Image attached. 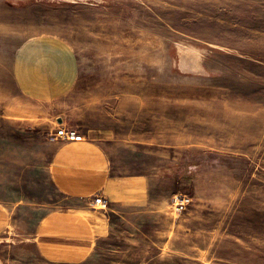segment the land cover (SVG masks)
Returning <instances> with one entry per match:
<instances>
[{"label":"rangeland","instance_id":"rangeland-1","mask_svg":"<svg viewBox=\"0 0 264 264\" xmlns=\"http://www.w3.org/2000/svg\"><path fill=\"white\" fill-rule=\"evenodd\" d=\"M61 127L160 200L79 264H264V0H0V264H52Z\"/></svg>","mask_w":264,"mask_h":264},{"label":"crops","instance_id":"crops-1","mask_svg":"<svg viewBox=\"0 0 264 264\" xmlns=\"http://www.w3.org/2000/svg\"><path fill=\"white\" fill-rule=\"evenodd\" d=\"M83 136L73 142L55 139L49 161L50 180L67 204L39 220L34 243L39 255L52 264L85 261L98 239L109 234V215L124 211L134 215L136 209L160 205L146 176L112 175L104 144ZM96 197L107 203L105 209L94 204ZM5 217L0 208V232L7 226Z\"/></svg>","mask_w":264,"mask_h":264},{"label":"built area","instance_id":"built-area-1","mask_svg":"<svg viewBox=\"0 0 264 264\" xmlns=\"http://www.w3.org/2000/svg\"><path fill=\"white\" fill-rule=\"evenodd\" d=\"M54 139H59L62 141H68V142H73V141H82L83 136L78 133L74 129H68L61 127L60 129H57L53 135ZM191 202V198L187 195H180L177 194L172 198V206L173 209L176 212H184ZM94 204L105 206V202L101 197H96L94 198Z\"/></svg>","mask_w":264,"mask_h":264}]
</instances>
